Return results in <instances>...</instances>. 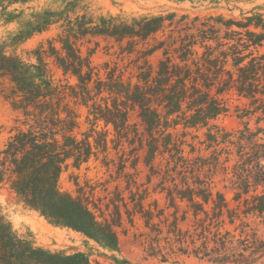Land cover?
Segmentation results:
<instances>
[{"label": "trees", "instance_id": "obj_1", "mask_svg": "<svg viewBox=\"0 0 264 264\" xmlns=\"http://www.w3.org/2000/svg\"><path fill=\"white\" fill-rule=\"evenodd\" d=\"M35 1L0 0L2 21L21 18V29L12 44L49 31L64 20L62 32L41 41L28 58L7 56V43L0 45V76L8 79L4 97L26 108H40L34 122L13 132L0 149V187L8 184L51 222L118 247L119 238L112 227L58 186L69 160L79 165L95 154L89 135L78 139L65 133L59 137L60 122L42 116L43 109L53 104H90L94 123L104 120L114 126L117 146L127 143L131 152L146 149L152 174L158 172L154 168L158 154L169 153L175 163L171 167L168 161L160 183L167 207L174 208L169 232H177L178 222L188 219L192 228L178 229L177 249L168 243L170 253L153 249L148 256L174 264H182L180 255L210 264H264V137L258 136L262 129L251 131L246 126L233 133L209 132L208 146L224 147L210 158L197 156L192 161L183 155L182 143L173 141L169 131L178 124L207 126L230 109L228 94L245 100L247 108L239 118L255 114L258 121H264V53L257 49L264 44V13L249 11L253 13L239 20L215 15L177 17L176 12H170L131 22L102 17L95 23L87 14L73 19L64 17V11L37 10L31 5ZM22 8L32 12L27 14ZM95 35L117 42L129 39L149 44L153 40L145 54L161 50L155 73L143 69L135 75V83H124V71L113 67L102 79L92 64L94 49L88 48L84 54L77 43L80 39L90 42L88 36ZM159 107L177 118L169 119ZM131 111L137 112V121H131ZM73 125L70 121L69 126ZM105 141L100 136L98 143L105 147ZM173 171L182 186L165 185L176 180ZM220 173L229 181L224 187L231 190V197L222 190L214 191L211 185ZM116 260L130 264L126 259ZM0 264H91V258L83 251L66 253L37 246L29 238L19 237L0 215Z\"/></svg>", "mask_w": 264, "mask_h": 264}, {"label": "rangeland", "instance_id": "obj_2", "mask_svg": "<svg viewBox=\"0 0 264 264\" xmlns=\"http://www.w3.org/2000/svg\"><path fill=\"white\" fill-rule=\"evenodd\" d=\"M31 5L40 11L45 9L64 11V17L67 15L73 19L87 14L95 23H99L102 17H116L131 22L133 19L166 15L170 12H176L177 17L182 14H188L190 17L215 15L239 20L253 12L264 13V0H231L230 3L227 0H36ZM258 6L262 9H258ZM22 10L27 14L32 12L26 8ZM20 19L17 18L10 23L0 19V45L7 43L5 46L7 56L28 58V53L41 41L56 36L63 30L61 24L64 20H61L53 24L49 31L18 44H12L14 35L21 29ZM257 31L262 30L257 29ZM88 37L91 38L90 42H83L85 39H80L77 43L84 54H87L88 48L94 49L92 64L99 70V75L104 80L107 72L116 67L117 72L118 69L124 71V83L129 80L135 83L137 81L135 75L140 70H151L155 73L162 57L161 50L145 54L153 40L148 44L129 39L117 42L115 38L104 35ZM257 49L258 52L264 53V44ZM7 84V77L0 76V149L13 132L32 124L35 120L34 115L38 117L40 114L38 107L26 108L6 99L3 89ZM226 98L230 109L218 118L210 120L207 126L187 128L178 124L169 129L173 141L182 143L183 155L189 160L192 161L197 156L210 158L216 149L220 150L224 147V144L215 143L209 147V132L215 133L220 130L233 133L247 126L251 131L261 128L262 131L258 136L264 137L263 120L258 121L255 114L244 118L237 116L245 113L247 108L244 105L245 100H238L233 94H228ZM89 108L90 104L74 101L61 105L53 104L43 109L42 116L47 115L60 122L59 137L65 133H70L78 139L89 135L95 154L79 165L69 160L68 166L60 175L58 186L61 192L83 201L101 222L112 227L119 238L118 247H110L74 229L51 222L37 209L26 204L8 184L0 187V215L11 224L12 230L19 237L29 238L35 245L51 251L66 253L83 251L90 256L91 264H121L116 259H126L130 264H174L161 263L157 258L148 256L153 249L170 253L168 243L177 249L178 244L175 239L178 229L192 228V221L188 219L178 222L177 232H169L170 223L174 221L171 215L174 208L167 207L165 194L160 191L162 187L160 183L163 175L166 174V165L170 161L169 153L165 156L157 155L154 168L158 172L152 174L151 165L146 163V149L141 148L131 152L127 143L117 146L114 126L110 123L106 124L104 120L94 123ZM159 109L169 119L177 118L176 114L167 115L164 108L159 107ZM184 110H187L186 107ZM187 114H189L188 110ZM136 115V111H131L132 122L138 120ZM70 121L74 123L72 127L69 126ZM100 136L106 139L105 147L104 143H98ZM232 162L233 160L229 165ZM262 162L264 163V159ZM174 165V161H170V166ZM172 176H175L176 180L165 182V185L174 186L176 183L182 186L176 171L172 172ZM224 177L221 173L217 174L211 180V185L214 191L222 190L231 197V190L224 187L229 185V181H224ZM183 209L184 205L180 208V214ZM149 214L150 219L147 216ZM261 232L264 235V226ZM180 259L183 261L182 264H210L192 255H180Z\"/></svg>", "mask_w": 264, "mask_h": 264}]
</instances>
